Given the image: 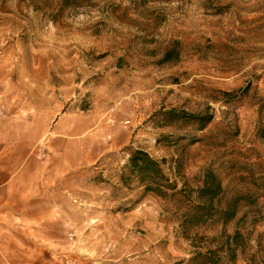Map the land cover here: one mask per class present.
I'll use <instances>...</instances> for the list:
<instances>
[{"label": "rangeland", "instance_id": "rangeland-1", "mask_svg": "<svg viewBox=\"0 0 264 264\" xmlns=\"http://www.w3.org/2000/svg\"><path fill=\"white\" fill-rule=\"evenodd\" d=\"M263 106L264 0H0L4 163L53 205L36 228L0 215V264H190L236 231L222 264H264ZM135 150L171 196L122 179ZM206 172L236 216L184 232Z\"/></svg>", "mask_w": 264, "mask_h": 264}, {"label": "trees", "instance_id": "trees-1", "mask_svg": "<svg viewBox=\"0 0 264 264\" xmlns=\"http://www.w3.org/2000/svg\"><path fill=\"white\" fill-rule=\"evenodd\" d=\"M82 0H61L63 5L79 3ZM170 51L166 53L169 56ZM223 95H230L223 93ZM174 110H169L164 113L165 116L171 115V121L178 118H172ZM181 119L185 121L195 122L199 129L211 121L212 116L209 114L192 115L182 112ZM263 119L257 129V137L264 141V106L262 108ZM162 163L151 158L142 150L132 151L129 155L126 164V173L122 179H134L143 188L144 192L152 193L159 197H169L168 191L175 189V184L169 183L162 170ZM196 198L200 201L199 205L192 207L183 215L180 228L187 232L191 228L203 226L208 221L217 219L222 225L228 224L236 216L235 205L233 202L221 204L219 200L222 194V188L218 178L212 172H206L202 179V186L196 190ZM198 239V238H197ZM197 241V240H196ZM219 244L215 250H209L206 254L201 255L195 253L191 258L190 264H222L223 261L232 262L235 259L236 251L243 248V238L239 232H234L233 235H225L223 233L219 237Z\"/></svg>", "mask_w": 264, "mask_h": 264}, {"label": "crops", "instance_id": "crops-1", "mask_svg": "<svg viewBox=\"0 0 264 264\" xmlns=\"http://www.w3.org/2000/svg\"><path fill=\"white\" fill-rule=\"evenodd\" d=\"M3 143L2 140V144H0V215L9 222H20L32 228L41 227L42 213H49L53 205L47 199L43 204L44 196L38 194V191L34 190L31 185L29 189L33 191L24 189V192H18L17 185L13 183L18 182L20 178L19 175H15L13 178L10 176L9 161L4 163L3 159L5 154Z\"/></svg>", "mask_w": 264, "mask_h": 264}]
</instances>
